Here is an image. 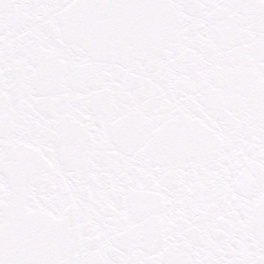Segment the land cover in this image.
I'll return each instance as SVG.
<instances>
[{"label": "snow or ice", "instance_id": "6c2138e0", "mask_svg": "<svg viewBox=\"0 0 264 264\" xmlns=\"http://www.w3.org/2000/svg\"><path fill=\"white\" fill-rule=\"evenodd\" d=\"M0 264H264V0H0Z\"/></svg>", "mask_w": 264, "mask_h": 264}]
</instances>
